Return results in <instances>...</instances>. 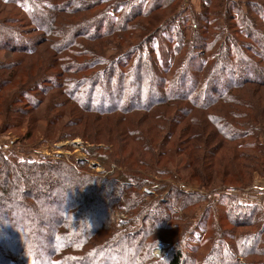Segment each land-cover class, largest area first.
<instances>
[{"label": "trees", "instance_id": "16d2710c", "mask_svg": "<svg viewBox=\"0 0 264 264\" xmlns=\"http://www.w3.org/2000/svg\"><path fill=\"white\" fill-rule=\"evenodd\" d=\"M0 2L44 36L32 46L16 42L12 64L0 68V135L27 126L25 141L80 137L112 171L0 149V207L11 210L1 213L0 264H184V245L198 226L192 211L207 198L159 182L179 179L213 193L250 188L264 176L257 135L264 81L254 77L264 70L244 53L257 56L252 41L262 47L254 34L260 21L264 29V0L248 3L250 14L233 0H203L191 19L174 15L183 0H151L146 8L130 0ZM238 16L236 34L228 33L224 26ZM242 63L251 66L239 77ZM220 75L228 79L216 84ZM113 88L115 103L104 98ZM48 207L57 212L43 215ZM253 209L259 225L229 220L226 230L219 218L215 248L204 260L192 252L188 262L264 264V209ZM120 211L124 224L116 221ZM210 215L206 207L199 220L206 231L202 219ZM160 245L162 258L154 255ZM233 250L234 261L226 260Z\"/></svg>", "mask_w": 264, "mask_h": 264}, {"label": "rangeland", "instance_id": "374dc122", "mask_svg": "<svg viewBox=\"0 0 264 264\" xmlns=\"http://www.w3.org/2000/svg\"><path fill=\"white\" fill-rule=\"evenodd\" d=\"M130 1L132 2V5H134V7L136 8L138 7L146 8L151 0H130ZM202 1L203 0H183V8L178 9L174 15L179 14L181 11H184L182 17L191 19L193 14H197V15L201 14ZM233 1L238 6L239 10L242 11V14L244 13L250 14L254 6L250 7V4L248 3H252L251 1H255V0H233ZM232 8H233L232 4H229L224 9H222L221 12L223 13V16H225V14L228 15L227 13H231L230 9ZM116 11H120V8H117ZM262 14H264L263 11ZM19 15H20V10L17 9L15 6L4 5L2 4V2H0V25L3 24L6 27L3 28L2 26H0V28H3L0 30V68L2 67L3 64H7V63L10 64L11 61L14 60L15 54H13L11 50L17 47L16 42H23V43H19L20 45L24 44L27 46L29 45L32 46L33 44H35L44 37L40 32L37 31L36 28H31V26L25 24V22H21L19 20L14 19ZM183 18H180L179 21H181V19ZM13 23H17V24L13 25ZM240 23H241V19L238 16V18H235L234 22L229 23L228 25L224 26V28L228 30V33H232L235 35L236 30L238 29V25H240ZM189 25L193 26V23H189ZM258 27H260L261 30L256 31L257 36L256 34H254V37L257 39V42L261 44L262 47L256 45L253 41L250 42L249 45L252 46V49L256 50V53L261 54L262 57H260L258 54L257 56H254L253 53L248 52L247 50L246 51L244 50L245 51L244 53L247 55L248 58L252 59V61L255 62L254 66L256 68L258 65L259 69L263 71L264 70V29L261 26V21L258 24ZM3 32L5 33L4 35ZM17 37H19L20 39H17ZM239 42L246 43L245 45L248 46V42L245 41L240 36H239ZM43 47L40 49H44ZM4 48L5 50H3ZM250 66H248V64L245 63L236 65L235 66L236 75L240 77L241 76L240 72H242L243 70L244 72H246ZM230 75L232 74L230 73L228 76ZM246 75H249V73L247 72ZM219 77L220 80L215 81L216 84H218L219 82L225 83L226 80L228 79V77L223 78V75H220ZM252 77L253 75L250 74L248 78H252ZM254 77L256 79L259 78V80L257 79L260 82L259 84H262V82L264 81V76L259 75L258 77L257 76ZM260 86L261 85H259V87ZM140 89H142L141 86ZM257 89L260 90V95L261 97H263L262 99L259 100L260 102H263L264 92L262 88H257ZM114 90L115 88H113V91H111L110 95L107 93V95L104 96L105 100L109 101V99L112 98V102L115 103ZM138 92H140L139 89H137V93ZM45 124L42 123L39 126H43ZM26 127L20 129L18 132L11 131L0 135V149L3 150L4 153H6V155L13 154L16 155L19 159H27L29 161L39 160L44 157L62 158L63 160H65L66 162L72 165H76L77 163L82 161L83 162L88 161L90 162V165L94 167L95 172L112 173L108 163H104L99 159L94 158V156H91V155L98 156V151L91 148V145H88L80 137H74L64 141H53V142L51 141L42 142V140L39 141L37 140L36 142L35 140L25 141L22 140V136L26 133ZM257 135L259 137L258 140L260 141V143L258 144L264 145V130H260L259 132H257ZM99 153H101V151H99ZM13 179L11 180L13 181ZM159 183H160L159 187L160 186L162 187L163 185L165 186V185L175 184L179 189H183L188 193H192V192L203 193V195H205V197L207 198V203L198 206L197 208H195L194 211H192L193 213V218L191 219L192 226L194 225H198V226H196V228L194 229L196 234L194 236H191L188 242L184 245V251L186 252L187 255L185 260L186 262L184 264H192L188 262L195 257L192 252L199 250L197 253L200 254L199 259L204 260L203 257L208 255V251L210 250V248H215V246H213L214 241L220 239L221 237V232L216 231V228L217 227L219 228L218 225L219 218H221L220 223L222 224V226L224 225V228L226 230L231 228L230 223L228 224L229 220L231 222H235V221H237V223L251 222L259 225V223H257V219L254 216L255 209L253 208L259 207L261 209H264V176L260 177V175L257 174L250 188L241 190L239 188H234V187H224V189H221L213 193H208L207 191L199 188L198 186L186 185L183 182H181L179 179L174 181L173 179L165 177ZM150 189L153 190L155 189V187ZM44 196L45 195H43L42 197ZM41 203L44 204V205L41 204L43 207L46 206L45 198L41 200ZM206 207H209L211 210V215L208 216L210 217V221H208L207 217L203 218L202 221L205 225L209 224L208 231H206L204 228H201V222H199V220L201 219L202 211ZM30 209H31L30 212L32 213L36 210V208H34L33 206H31ZM44 210L45 211L43 215H46L45 213L53 214L56 211L55 209L49 207ZM8 211H11L9 205H2L0 207V222H4L3 218L5 217L1 215V213L3 214L4 212H8ZM25 212L29 213L28 210H26ZM116 219H117L116 220L117 223L121 222V224H124L126 223L128 217L125 214V212L120 211L116 214ZM250 230L251 229L248 228L246 231L248 232ZM251 231L252 232H250L249 235L253 234V232L255 231L254 228ZM198 242H200V246L199 244H197ZM205 242L207 243L206 245L204 244L205 245L204 246L203 243ZM196 244L197 246H195ZM215 245H217V241ZM200 247L201 249H199ZM235 247L236 249L241 248V246H235ZM235 254H236L235 250H233L231 254H229L230 257L226 255L227 258L225 259L229 261H234ZM154 255L156 257L162 258L165 255L164 247L160 245L157 248H155ZM212 256L213 254L211 255V257ZM242 261H244V259ZM211 264H225V262L224 259L222 260L221 263L215 260L214 262H211Z\"/></svg>", "mask_w": 264, "mask_h": 264}]
</instances>
